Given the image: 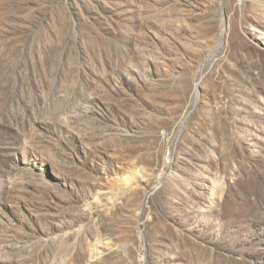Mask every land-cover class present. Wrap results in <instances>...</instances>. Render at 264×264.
<instances>
[{
    "label": "rangeland",
    "instance_id": "obj_1",
    "mask_svg": "<svg viewBox=\"0 0 264 264\" xmlns=\"http://www.w3.org/2000/svg\"><path fill=\"white\" fill-rule=\"evenodd\" d=\"M0 264H264V0H0Z\"/></svg>",
    "mask_w": 264,
    "mask_h": 264
}]
</instances>
